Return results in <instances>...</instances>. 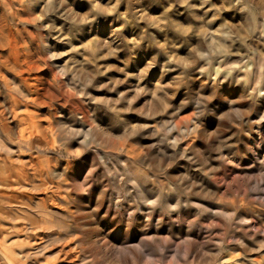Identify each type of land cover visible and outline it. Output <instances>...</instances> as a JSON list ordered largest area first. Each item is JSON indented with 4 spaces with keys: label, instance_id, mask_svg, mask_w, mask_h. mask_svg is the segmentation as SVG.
Returning <instances> with one entry per match:
<instances>
[{
    "label": "rangeland",
    "instance_id": "1",
    "mask_svg": "<svg viewBox=\"0 0 264 264\" xmlns=\"http://www.w3.org/2000/svg\"><path fill=\"white\" fill-rule=\"evenodd\" d=\"M1 1L0 264H264V0Z\"/></svg>",
    "mask_w": 264,
    "mask_h": 264
},
{
    "label": "bare ground",
    "instance_id": "2",
    "mask_svg": "<svg viewBox=\"0 0 264 264\" xmlns=\"http://www.w3.org/2000/svg\"><path fill=\"white\" fill-rule=\"evenodd\" d=\"M1 1V0H0ZM2 2V1H1ZM2 65V64H1ZM1 67V66H0ZM4 83V82H3ZM17 101V100H16ZM3 113V112H2ZM17 168V167H16ZM17 170V169H16ZM5 172V171H4ZM19 172V171H18ZM26 176V175H25ZM19 177H20V175H19ZM12 179H14V178H12ZM28 179V178H27ZM22 180V179H21ZM17 183H18V181H17ZM17 185V184H16ZM19 185V184H18Z\"/></svg>",
    "mask_w": 264,
    "mask_h": 264
}]
</instances>
